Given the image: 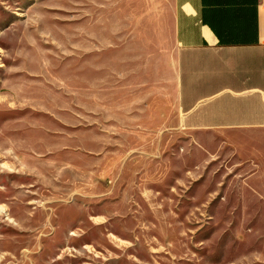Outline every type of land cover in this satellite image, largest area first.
Returning <instances> with one entry per match:
<instances>
[{
  "label": "rangeland",
  "instance_id": "rangeland-1",
  "mask_svg": "<svg viewBox=\"0 0 264 264\" xmlns=\"http://www.w3.org/2000/svg\"><path fill=\"white\" fill-rule=\"evenodd\" d=\"M172 0H0V264H264V189L161 93Z\"/></svg>",
  "mask_w": 264,
  "mask_h": 264
},
{
  "label": "crops",
  "instance_id": "crops-1",
  "mask_svg": "<svg viewBox=\"0 0 264 264\" xmlns=\"http://www.w3.org/2000/svg\"><path fill=\"white\" fill-rule=\"evenodd\" d=\"M161 93L201 158L264 189V0H172Z\"/></svg>",
  "mask_w": 264,
  "mask_h": 264
}]
</instances>
